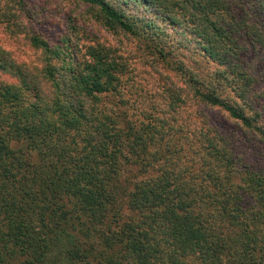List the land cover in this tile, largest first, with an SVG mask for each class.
<instances>
[{"label": "trees", "instance_id": "trees-1", "mask_svg": "<svg viewBox=\"0 0 264 264\" xmlns=\"http://www.w3.org/2000/svg\"><path fill=\"white\" fill-rule=\"evenodd\" d=\"M77 1L182 86L137 108L120 57L70 37L30 38L37 78L0 60V264H264V0H132L193 36L197 72L151 20Z\"/></svg>", "mask_w": 264, "mask_h": 264}, {"label": "rangeland", "instance_id": "rangeland-1", "mask_svg": "<svg viewBox=\"0 0 264 264\" xmlns=\"http://www.w3.org/2000/svg\"><path fill=\"white\" fill-rule=\"evenodd\" d=\"M107 1L129 18L154 22L155 27L164 32L165 41L164 38L162 40L168 44L166 45L170 50H173L171 57L197 72L192 65L200 64L203 60L195 49L193 36L182 27L174 28L168 25L150 8L136 5L132 0ZM91 15L87 7L77 0H22L20 5L0 0V60L13 62L25 76L33 79L42 75L45 57L41 50L32 47L30 43L32 36H38L50 45L60 41L62 37H70L80 53L87 46L101 45L113 50L124 66L121 73L122 100L130 98L137 108L145 107V104L152 108V105L158 102L162 103L158 107L165 109L164 102L159 101L157 93L165 96L164 91L171 89L173 85L181 87V79L163 68L160 63L153 62L146 52L148 50L145 51V46L137 39L107 31ZM188 40L190 42H187ZM181 42L187 47L179 48ZM192 53H196L198 57L192 56ZM203 65L206 72L216 68L212 63ZM17 76L11 71L0 69V82L3 84H18ZM152 92L154 95H150ZM188 110L197 111L201 120L205 118L215 120L219 130L225 127L223 118L214 111L210 110L211 112L207 114V110L192 106L184 112ZM231 129L228 127L222 131L230 140L237 135L235 126L234 132L230 133ZM245 138L249 146H254L257 151L262 152L252 141L251 136L245 135Z\"/></svg>", "mask_w": 264, "mask_h": 264}]
</instances>
